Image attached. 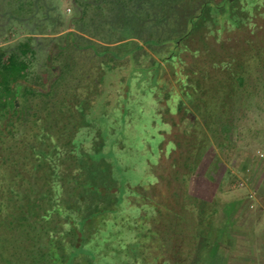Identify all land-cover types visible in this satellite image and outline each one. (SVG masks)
Wrapping results in <instances>:
<instances>
[{"label":"trees","instance_id":"16d2710c","mask_svg":"<svg viewBox=\"0 0 264 264\" xmlns=\"http://www.w3.org/2000/svg\"><path fill=\"white\" fill-rule=\"evenodd\" d=\"M136 1L126 3L130 8L135 3V13L141 7L149 17L155 16L153 25H163L160 30L185 26L169 33L165 41L155 29L137 31L132 39L123 34L116 46L134 43L136 59L159 67L158 79L165 63L177 81L172 91L166 90L169 85L158 87L157 112L170 131L160 146L159 164L151 169L160 183L165 179L159 171L161 158L166 161L174 183L170 197L157 201L156 185L131 187L117 181L101 156L100 130L84 122L83 114L100 89L99 77L82 84L77 80L89 71H100L97 63L103 56L91 47L96 50L94 43L102 44L66 32L47 63L51 71L58 67L60 74L50 90L42 92L33 86L45 90L44 83L29 78L36 54L35 39L29 35L6 52L5 60L0 50L1 72L6 73L0 76V264H94L98 256L90 241L116 243L114 251L122 255L113 257L119 264H210L217 211L188 189L211 142L227 140L236 125L232 104L247 78L244 64L237 63L258 59L264 68V0L251 2L247 13L241 12L239 0H198L197 5L196 0ZM224 3H229L237 22L232 26L224 20L217 38V29L209 27L199 11L208 6L217 11ZM109 6L96 11L108 14L103 24L107 31L118 11L115 4ZM82 16L79 12L76 21L82 23ZM98 24L89 28L99 29ZM188 24L191 28L186 30ZM106 30L90 34L101 42ZM200 40L207 49L203 55L198 52ZM55 60L60 63L53 65ZM172 99L174 112L166 105ZM83 102L84 109L78 108ZM166 145L171 146L169 153ZM186 233L191 237L187 243Z\"/></svg>","mask_w":264,"mask_h":264},{"label":"rangeland","instance_id":"374dc122","mask_svg":"<svg viewBox=\"0 0 264 264\" xmlns=\"http://www.w3.org/2000/svg\"><path fill=\"white\" fill-rule=\"evenodd\" d=\"M127 1L133 0H0V50L4 51L5 60L9 49L15 48L18 43L32 35L36 43V54L31 58L29 78L31 82L44 83L46 88L48 81L59 70L51 71L49 68L48 53L55 45L62 43L66 32L72 31L88 41L100 43L97 45L112 47L104 49L102 45L100 47L94 43L97 48L94 50L91 47V50L96 52L98 57L103 56V60L97 63L100 71H89L78 77L80 84L99 77L100 89L94 95L92 106L85 110V115L83 114L84 122L90 129L94 127L100 130L104 143L101 156L108 162L112 176L116 177L117 181L126 182L131 187L137 184L144 187L156 185V200L167 202L169 192L174 186L169 179L168 164L161 158L162 166L159 171L165 175V179H161L160 183H157L151 171L159 164L160 146L170 131L157 112V99L160 94L158 87L169 85L166 90L172 91L178 84L172 75V68L167 64H162L158 79V66L150 64V60L136 59L132 50L134 43L116 46L120 44L119 39L123 34L132 39L137 31L155 29V35L165 38L162 40L165 41L168 40L169 33L181 32L185 26L174 25L171 29L160 30L163 25H153L155 16L149 17L141 7H138V13H135V3L130 8ZM239 1L241 12L247 13L250 3L258 0ZM143 2L145 3V0L136 1L139 4ZM111 3L118 7V11L114 13L109 27H106L110 30L105 29L104 39L99 42L96 38L98 36L92 37L90 32L97 31L95 34L101 35L105 31L104 21L109 16L107 13L98 15L96 11L105 8L107 10ZM237 5L239 6V3ZM79 12L83 15L82 23L76 21L79 19ZM199 12L203 13L201 18L207 21L209 27L213 25L217 29L215 36L220 32L224 20L232 26L237 22V15H231L229 3L222 4L217 11L208 6ZM159 15L163 16V12ZM92 22L94 25L99 23V29L89 28ZM123 25L125 27L122 28ZM190 28L191 24H188L186 30ZM242 31L243 26L240 28V32ZM227 34L225 32L222 36ZM237 36L238 33L229 37ZM234 41L235 38H231L230 42ZM197 45L200 55L207 52L202 40L198 41ZM171 52L174 53L175 50L172 48ZM240 62L237 65L244 64L247 78L242 91H237L232 104L236 125L229 132L227 140L220 137L216 143L211 142L191 179L192 187L188 191L210 203L217 211L211 252L222 255V264H264V68L258 59L251 60L250 64L246 61ZM59 63V60L52 62L53 65ZM2 70L0 67V72ZM2 75L6 73L1 72L0 76ZM83 105L84 102L79 103L78 108L84 109ZM166 105L174 112L176 100L172 99ZM170 148L171 146L166 145L164 149L169 153ZM184 204L190 205L185 199ZM182 220L183 228L186 219ZM183 236L186 237V243L191 238L187 233ZM90 245L97 251L98 257L94 259V264H119L120 261L113 257L119 254L114 251L117 246L113 241L108 244L90 241ZM104 249L105 252L102 251ZM119 255H122V251ZM209 261L213 264L219 259L210 258Z\"/></svg>","mask_w":264,"mask_h":264},{"label":"water","instance_id":"95a60500","mask_svg":"<svg viewBox=\"0 0 264 264\" xmlns=\"http://www.w3.org/2000/svg\"><path fill=\"white\" fill-rule=\"evenodd\" d=\"M51 55H52V49H51V51H49V53H48V60H47V63H49L50 58H51ZM52 70L55 71V70H58V68H57V67H53ZM59 74H60V71L58 70L57 73H56V75H55L54 77H52V78L48 81L45 90H44L43 88L38 87V86H33V87L38 88V89H39L40 91H42V92L48 91V90H50V87H51L52 82L57 78V76H58Z\"/></svg>","mask_w":264,"mask_h":264},{"label":"crops","instance_id":"0c3cea01","mask_svg":"<svg viewBox=\"0 0 264 264\" xmlns=\"http://www.w3.org/2000/svg\"><path fill=\"white\" fill-rule=\"evenodd\" d=\"M262 202H263V201H262ZM263 203H264V202H263ZM214 252H215V251H214ZM212 255H213V256L211 257L212 260H213V259L215 260L216 258L219 259V261H218L217 263H216V261H215V263L213 262V264H219V263L222 264V262H221V261H222V259H221V258H222V255L218 254V252H215L214 254H213V252H212ZM244 256H245V255H243V257H244ZM220 257H221V258H220ZM220 259H221V261H220ZM224 264H226V262H224ZM247 264H248V262H247Z\"/></svg>","mask_w":264,"mask_h":264},{"label":"flooded vegetation","instance_id":"af4514ba","mask_svg":"<svg viewBox=\"0 0 264 264\" xmlns=\"http://www.w3.org/2000/svg\"><path fill=\"white\" fill-rule=\"evenodd\" d=\"M86 1V0H85ZM81 16H82V13H81Z\"/></svg>","mask_w":264,"mask_h":264}]
</instances>
